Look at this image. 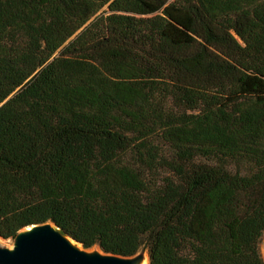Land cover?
Masks as SVG:
<instances>
[{
    "label": "trees",
    "instance_id": "trees-1",
    "mask_svg": "<svg viewBox=\"0 0 264 264\" xmlns=\"http://www.w3.org/2000/svg\"><path fill=\"white\" fill-rule=\"evenodd\" d=\"M46 222L264 264V0H0V236Z\"/></svg>",
    "mask_w": 264,
    "mask_h": 264
},
{
    "label": "water",
    "instance_id": "water-1",
    "mask_svg": "<svg viewBox=\"0 0 264 264\" xmlns=\"http://www.w3.org/2000/svg\"><path fill=\"white\" fill-rule=\"evenodd\" d=\"M145 257L144 251L123 256L100 247L84 248L53 222L24 227L13 239L12 247L2 245L0 240V264H143Z\"/></svg>",
    "mask_w": 264,
    "mask_h": 264
},
{
    "label": "rangeland",
    "instance_id": "rangeland-1",
    "mask_svg": "<svg viewBox=\"0 0 264 264\" xmlns=\"http://www.w3.org/2000/svg\"><path fill=\"white\" fill-rule=\"evenodd\" d=\"M0 240H1L2 245H4V246H7V247L13 246V239H3L2 237H0ZM96 247H98V246H96ZM96 247H94V248H96ZM260 251H261L262 257H264V233H263V236H262L261 242H260ZM144 252L146 254L145 260H147L149 263L148 252L147 251H144Z\"/></svg>",
    "mask_w": 264,
    "mask_h": 264
},
{
    "label": "bare ground",
    "instance_id": "bare-ground-1",
    "mask_svg": "<svg viewBox=\"0 0 264 264\" xmlns=\"http://www.w3.org/2000/svg\"><path fill=\"white\" fill-rule=\"evenodd\" d=\"M143 264H149V263H148V261H147V260H145Z\"/></svg>",
    "mask_w": 264,
    "mask_h": 264
}]
</instances>
